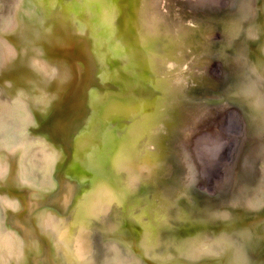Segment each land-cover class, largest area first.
<instances>
[{
	"label": "clouds",
	"instance_id": "obj_1",
	"mask_svg": "<svg viewBox=\"0 0 264 264\" xmlns=\"http://www.w3.org/2000/svg\"><path fill=\"white\" fill-rule=\"evenodd\" d=\"M160 7L136 20L122 0H0V264H264V174L237 195L226 172L197 199L194 174L112 166L113 132L154 87L239 109L238 134L242 113L264 143V0H188L195 28ZM178 50L188 71L153 84Z\"/></svg>",
	"mask_w": 264,
	"mask_h": 264
},
{
	"label": "bare ground",
	"instance_id": "obj_2",
	"mask_svg": "<svg viewBox=\"0 0 264 264\" xmlns=\"http://www.w3.org/2000/svg\"><path fill=\"white\" fill-rule=\"evenodd\" d=\"M136 2L137 3L134 4L135 3L134 0H122V6L127 9L129 14L134 19L139 20L140 15L142 13H147L149 11L148 9L142 8V5H146V0H142V1L137 0ZM148 4L149 5L159 4L161 6L160 11H162L164 14L169 16V18H177L188 28H195L197 26V19H194L195 14L188 7V0H148ZM134 7H136V9H132ZM163 43L164 41L162 40V42L158 45V48L161 50H163V48L159 46L162 45ZM186 51L187 50H183V51L178 50V55L183 59V62L180 61L173 62L170 60L163 65L161 64L154 65L151 68L152 70L151 76H152L153 84H159L160 82L166 79H171L173 81L178 82L180 78L188 71L189 66L187 64V59L189 58V56L186 55ZM162 88L163 87H160L159 89H161L162 90L161 92L164 93V89ZM156 91L153 90L155 94L157 93ZM174 101L177 102L175 103ZM158 102L161 103L163 102V100L160 97L159 98L157 97L155 99V102H153L150 98H146L144 101L145 111L142 112L143 115L141 114L142 116H140L135 122H132L130 120L131 122L129 121V123L124 128L115 129V131L112 134V139L107 146V149L108 151L111 152L112 166L117 170H123L133 166H144L147 168H152L155 169L156 179L158 183L167 185L173 182V178L175 177L176 174L178 175V172H180L179 175L180 178L187 176V174L189 173V170L186 169L188 164H187V155L185 152V147H187L190 144V148H191V146L194 145L193 143L195 142V140L198 139L200 140L202 138H209L208 134L203 135L202 132L201 134H196L195 127L199 125V123L204 121V117L206 115H210L212 113L197 111L189 106L188 101L184 102L172 96L167 99V103L163 105V108L160 109L155 108ZM233 110L234 112L239 113V109H233ZM179 116H183V119L181 121H176L179 118ZM241 116H242L241 138H239V140L235 145V151L231 163L224 171L225 173L227 172L229 175L234 176L233 175L234 171L232 172L233 169L236 170V174H237L240 168L244 167L242 171V175L239 174L240 176L238 179L239 182L241 181L245 182L244 185H242V192L243 193L246 192L247 194L251 195L252 194L251 189H255L256 187H258L261 176L262 174H264L261 172L262 167L260 165L261 163L264 164V144L262 143L260 129H258L257 131L256 130L252 131L250 127V121L248 120V118L246 116H243L242 113ZM211 117L212 116H210V118ZM215 121L218 122V120L216 119ZM216 131L218 132V130ZM216 135L220 137L221 133L220 132L219 134L216 133ZM138 136L140 138V141L142 142L133 145L132 143L135 141V139ZM213 137L215 136L213 135ZM145 138L147 139L145 140ZM211 139L209 138V141H211V143L209 142L205 147V149L202 148L205 146L202 142H201L202 143L201 145H203L202 147L199 146L200 144L195 142L199 146L197 149L202 148L200 152L201 160L206 159L207 153H209V156L213 155V157L214 156L217 157L219 149L222 148V147L218 148V146H216L215 144L213 145ZM218 140L220 141V139ZM250 142H252L250 146L251 147L255 146L254 148H256L254 151L252 150V148L249 149L247 148ZM222 153L223 151L221 152V154ZM232 153L233 152H231V154ZM254 154H256V157L255 160H252ZM239 155H241V157L238 161L237 157ZM192 158L193 155L190 158V160ZM126 159L130 161L125 162ZM163 159H164V163H163L164 166L163 168H161V170H159L161 166V161H163ZM221 159L222 158H220V160ZM207 161H209V159ZM209 162L202 163L201 167L204 169L206 168L207 165L211 164V162L213 161H211L210 163ZM216 162H217V158H216ZM216 162L213 163L215 164L214 166H216L217 168L218 163L216 164ZM194 163L197 164L195 160ZM250 169H252L253 172H251ZM257 169H259L261 172L260 175L258 176L255 174L257 172L255 170ZM180 170L182 171L184 170V171L182 172ZM193 171L195 173L194 169ZM199 172L201 173V171ZM205 173L203 172V174ZM199 175L195 176L196 180L199 179ZM256 176L257 178L255 179ZM215 183L216 182L214 181L211 187L207 190L211 191ZM198 184L201 183L199 182ZM195 186L196 185H194V187ZM194 187L190 188L187 194L197 199H200L202 197V192L201 191L197 192L196 189H194ZM77 243H79V241H77Z\"/></svg>",
	"mask_w": 264,
	"mask_h": 264
},
{
	"label": "rangeland",
	"instance_id": "obj_3",
	"mask_svg": "<svg viewBox=\"0 0 264 264\" xmlns=\"http://www.w3.org/2000/svg\"><path fill=\"white\" fill-rule=\"evenodd\" d=\"M137 0H134V4H136L137 2H136ZM146 5H149L148 4V0H146ZM132 9H136V7H134V8H132ZM148 11H150L149 9H148ZM162 40L164 41V43L162 44V45H160L159 47H162L163 48V50L162 51H166L167 49L165 48V45L167 44V41L165 40V39H163V38H161V40L158 42V45L162 42ZM156 89L157 88H153L152 90H155L156 91ZM163 89V88H162ZM162 90L161 89H157V93H156V98L158 97H160L162 100H163V102H158V104H157V106L155 107V108H163V105H165L166 103H167V99L169 98V97H171V96H169L168 94H166V92L164 91V93H162L161 92ZM151 99V98H150ZM175 103L177 102V101H174ZM185 102V101H184ZM187 102V101H186ZM185 105V104H184ZM234 112V110L233 109H230V110H226L225 112H218V113H212V114H210V115H206L205 117H204V121L203 122H201V123H199V125H197L196 127H195V133L196 134H201V132L203 133V135H207L208 134V136H209V138L212 140V144L214 145H216V146H218V148L219 147H222L221 149H219V152H218V156L217 157H213V155L212 156H209V153H207V155H206V159L205 160H201V150H202V148H204L205 149V147L207 146V144L210 142L211 143V141H209V138H202V139H198V140H195V142H197L198 144H200L199 146H203V145H201L202 143L205 145L204 147H202L201 149L199 148V149H197L199 146L194 142L193 144V146H191V148H190V144L187 146V147H185V152H186V155H187V170H189V173L187 174V176H189V175H192V174H194L195 176H198L199 174H201L204 178L203 179H201L200 177H201V175H199V179L198 180H195L196 182H195V184L194 185H196L195 187H194V189H196V191L198 192H200V189L201 188H203V189H209L210 187H211V185L214 183V181L215 182H217L216 180H218V178H219V176L221 175V171L219 170V169H221L222 170V173H223V175H224V173H225V169L229 166V164L231 163V160H232V157H233V155H234V151H235V145H236V143H237V141L239 140V138H241V133H242V131L238 134V132H237V129L234 127V125H233V123H232V119H233V117H232V115H231V113H233ZM216 114V115H215ZM143 115V114H142ZM141 115V116H142ZM210 116H212L211 118H210ZM218 117V118H217ZM210 118V119H209ZM183 119V116H179V118L176 120V121H181ZM215 119L216 120H218V122H216L215 121ZM212 121V122H211ZM133 122V121H132ZM211 123V124H210ZM214 123V124H213ZM216 123V124H215ZM209 124V125H208ZM206 125V126H205ZM213 125V126H212ZM210 126H211V128H210ZM203 127H205V128H203ZM206 127H207V129H206ZM208 128H209V130H208ZM213 128H216V129H213ZM200 129V130H199ZM206 129V130H205ZM211 129V130H210ZM221 129V130H220ZM242 129V128H241ZM199 130V131H198ZM213 130V131H212ZM216 130H218V132L216 131ZM231 130V131H230ZM199 133H198V132ZM208 131V132H207ZM219 132L221 133V135H220V137L218 136V135H216V133H218L219 134ZM210 133V134H209ZM213 135L216 137H213ZM238 135V137L235 139V141H234V146H233V150H232V156L230 155V153H231V148H232V145H233V140H234V138L236 137ZM212 136V137H211ZM220 139V141H222L223 142V144H224V146H223V144H222V142H220L218 139ZM215 141H214V140ZM226 140V141H225ZM199 141H200V143H199ZM202 142V143H201ZM218 142V143H217ZM220 143V144H219ZM196 144V145H195ZM222 144V145H221ZM212 145V146H213ZM219 145H221V146H219ZM197 146V147H196ZM211 146V147H212ZM196 149V150H195ZM223 151V153L221 154V152ZM197 152V153H196ZM191 153V154H190ZM220 154V155H219ZM228 154V155H227ZM192 155H193V158L190 160V158L192 157ZM189 156H191V157H189ZM200 156V157H199ZM231 156V157H230ZM194 157H195V159H194ZM196 157H197V159H196ZM200 158V160H199V158ZM212 158V159H211ZM216 158H217V162H216ZM220 158H222L221 160H220ZM229 158H231V159H229ZM209 159V161H210V159H211V161H213V162H216V164H217V168H216V166H214L215 164L213 163V162H211V164H209V165H207L206 166V168H202L201 167V165H202V163H205V162H209V161H207ZM194 160H195V162H197V164L196 163H194ZM215 160V161H214ZM219 160V161H218ZM229 160H230V162H229ZM228 161V162H227ZM209 162V163H210ZM228 164H227V163ZM191 164V165H190ZM261 165V167L262 166H264V164L263 163H261L260 164ZM193 167V168H192ZM197 168H198V170H197ZM200 168V169H199ZM202 168V169H201ZM212 168V169H211ZM193 169L195 170V173H194V171H193ZM205 170H207L208 171V173H207V171H205ZM212 170V171H211ZM199 171H201V173L199 172ZM203 172L205 173V174H203ZM199 173V174H198ZM197 174V175H196ZM211 174V175H210ZM222 175V176H223ZM211 176V177H210ZM201 179V180H200ZM201 183V184H198L199 182ZM198 187V188H197Z\"/></svg>",
	"mask_w": 264,
	"mask_h": 264
},
{
	"label": "water",
	"instance_id": "obj_4",
	"mask_svg": "<svg viewBox=\"0 0 264 264\" xmlns=\"http://www.w3.org/2000/svg\"><path fill=\"white\" fill-rule=\"evenodd\" d=\"M142 1V0H141ZM139 3V2H138ZM138 15V14H137ZM137 19H138V16H137ZM153 67V66H152ZM151 67V68H152ZM152 71V70H151ZM152 73V72H151ZM218 118V117H217ZM248 118V117H247ZM248 120L250 121V127H251V129H252V131H257L258 129H260L259 127H258V124H259V122L257 121L256 123H253V122H251V120L248 118ZM131 122V121H130ZM258 127V128H257ZM238 137V135L234 138V140H233V145H232V148H231V152H232V149H233V146H234V141H235V139ZM147 138H145V140H146ZM140 142H142V141H140V138H139V136L135 139V141L132 143L133 145H136V144H138V143H140ZM223 143V142H222ZM251 143L252 142H250V144L247 146V148L249 149V148H252V150L254 151L256 148H254L255 146H250L251 145ZM264 144V143H263ZM230 155H231V153H230ZM240 157H241V155H239L237 158H238V161H239V159H240ZM255 157H256V154H254L253 155V159L252 160H255ZM246 158V157H245ZM230 159V158H229ZM162 160V159H161ZM128 161H130V160H125V162H128ZM228 162V161H227ZM164 159H163V161H161V166H160V169L159 170H161V168H163V166H164ZM243 168L244 167H242V168H240V170L237 172V174H236V170L235 169H233L232 170V172H233V175H234V177H237V178H239V176L240 175H242V171H243ZM220 170V169H219ZM251 170V172H253V170L252 169H250ZM259 169H257V170H255V171H257L255 174L258 176V175H260V170L258 171ZM180 171H182V170H180ZM184 171V170H183ZM182 171V172H183ZM221 171V175L219 176V178H218V180L222 177V170H220ZM181 172V173H182ZM240 174V175H239ZM179 175H180V172H178V175L176 174L175 175V177L173 178V180H175V179H177V178H180L179 177ZM257 176L255 177V179L257 178ZM217 181V180H216ZM172 183V182H171ZM170 183V184H171ZM244 181H241V182H239V185H238V187H237V189H236V194H242L243 192H242V185H244Z\"/></svg>",
	"mask_w": 264,
	"mask_h": 264
}]
</instances>
